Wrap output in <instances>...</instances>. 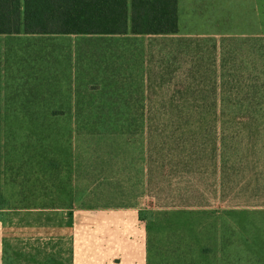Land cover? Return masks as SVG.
<instances>
[{
    "label": "rangeland",
    "instance_id": "374dc122",
    "mask_svg": "<svg viewBox=\"0 0 264 264\" xmlns=\"http://www.w3.org/2000/svg\"><path fill=\"white\" fill-rule=\"evenodd\" d=\"M179 15L177 35H47L26 45L18 80L0 76V214L12 200L46 195L68 199L74 213L140 208L148 264H218L210 232L216 226L228 228L219 234L229 236L231 255L224 264H256L251 256L256 254L245 249L251 235H258L259 261H264V234L244 232L250 224H264V211L243 206V170L232 171L243 163L241 142L252 124L262 126L254 134L264 141V122L210 120L220 96L206 92L219 75L211 70L223 71L215 56L228 51L217 48L214 34L264 30V0H180ZM241 52L242 46L239 61ZM234 96L239 104L242 95ZM29 118L49 120L59 130L50 150L65 167L50 164V192L23 188L20 121ZM218 138L226 140L223 160ZM219 163L231 164L230 206L225 208L215 199ZM69 177L68 193L59 191L57 182L68 183ZM46 179L41 171L33 176L39 186ZM2 228L9 264H41V251L70 264L72 229L67 225L6 229L2 223Z\"/></svg>",
    "mask_w": 264,
    "mask_h": 264
},
{
    "label": "trees",
    "instance_id": "16d2710c",
    "mask_svg": "<svg viewBox=\"0 0 264 264\" xmlns=\"http://www.w3.org/2000/svg\"><path fill=\"white\" fill-rule=\"evenodd\" d=\"M179 4L180 0H0V33H16L24 30L27 34L50 35H177L180 33ZM246 46L248 55L243 63H247V66L240 69L239 58L233 57L228 81L232 82L231 93L238 89L237 93L232 94L241 93L242 97L244 95V98L239 100V104H243L242 109L245 113L262 114L264 113V36L250 35ZM206 92L210 94V84ZM233 102L235 104L237 100ZM60 108L65 112L64 106ZM54 111L56 113L53 114L58 116V110ZM20 122L24 139L19 148L24 156L19 161V164H22L19 167L25 170V177L27 176L23 188L26 185V191H34L39 187L38 190L43 188L45 192H50L52 179L49 180L47 177L48 171L52 169L50 164H55L58 170L65 167L61 160L63 158L54 159L50 150L59 130L46 119L29 118ZM8 154H11L10 150ZM40 171L47 179L39 186L33 180V176L40 174ZM71 177L68 183L60 180L57 182L59 191L67 192L72 184ZM30 181L32 182L28 184ZM67 205L68 199L51 195L25 196L12 200L10 206L0 214V221L6 229L13 227L14 224L34 225L38 228H51L56 225L62 227L65 224L73 229L74 212ZM71 241L70 264L73 256V239ZM9 242L5 240L7 246ZM6 252L4 264H9L8 251ZM39 253L42 258L38 261L41 264L61 262L57 254L47 257L43 251ZM31 257L34 256H29L28 260Z\"/></svg>",
    "mask_w": 264,
    "mask_h": 264
},
{
    "label": "crops",
    "instance_id": "0c3cea01",
    "mask_svg": "<svg viewBox=\"0 0 264 264\" xmlns=\"http://www.w3.org/2000/svg\"><path fill=\"white\" fill-rule=\"evenodd\" d=\"M47 35L50 34H27L24 30L16 33H0V76L5 73L7 78L14 79L16 77V80H18L19 66L21 67V72H23L26 45L33 46L34 42L38 40L37 37ZM129 35L162 36L134 34L96 36H110L113 39V37ZM250 35L264 36V30L261 29V32L251 33L244 31L242 33L214 34V37L219 36L215 40L217 48L222 49L227 47L228 51L224 52L223 57L221 55L220 57L218 55L215 56L216 67H222L223 71L221 69L211 70L214 74L219 71V75L214 81V86H211L212 82L210 83V97L214 94H218L220 97L214 100V111L213 105L210 102V108L212 107L210 120L223 121L230 119L244 123L245 121L251 122L256 119L264 122V113L248 114L243 111V104L235 103L236 107L239 105L237 108L233 105L232 97L235 99V96L232 93H237L238 89L236 88L231 93L232 82L228 81L229 78L226 80V74H229L231 71L229 69L232 66L231 62L234 61L232 58H239L238 50L240 46L243 47L244 52L240 53V61L238 59L239 64L244 68L247 66V63L243 62L248 55L246 42H248ZM233 44H240V46L233 47ZM235 51L237 54H235ZM218 62L220 63L219 65ZM238 94L242 95L241 93ZM226 96H230L229 98L232 101L229 100L227 102ZM228 106H231L234 110H229ZM251 126L253 128H249V135L245 136L241 142L240 150L243 149L241 152L243 163L234 164L232 171L239 174V171L243 170L242 177L244 179H241L239 182V189L242 192L241 197L244 199L242 202L243 206H246V209H251L252 211L258 210V213L262 214L264 211V151H262V149L264 150V141L261 144L260 137L255 136L256 133H260L262 126L260 124H257V127L254 124ZM255 129L256 133L254 134ZM225 145L226 140L224 138L217 139V149L222 153V160L226 157L222 152ZM230 167L231 164H216L218 174L215 181V199H219L221 208L230 206V196L226 193ZM138 209L133 207H99L76 211L74 213V227L72 229L73 256L71 264H148L147 232L139 219ZM227 229V227L216 226L210 230L212 238L216 240V245L213 249L217 250L219 256L220 262L218 264H224L228 256L231 255V252L228 250L230 249L228 245L229 239L227 240L229 236L224 238L223 235H219L227 233ZM244 232L264 234V224H250V226L245 228ZM2 236L3 228L0 221V264H4ZM247 239L249 240L250 248L245 249L256 254H251L252 263L264 264V261H259L262 257L258 251L259 246L256 245V243H259L258 235L248 236ZM247 255L241 256V259L247 258Z\"/></svg>",
    "mask_w": 264,
    "mask_h": 264
}]
</instances>
